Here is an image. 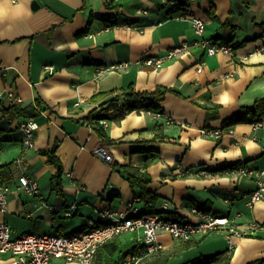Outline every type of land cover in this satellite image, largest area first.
Returning a JSON list of instances; mask_svg holds the SVG:
<instances>
[{
	"label": "crops",
	"instance_id": "obj_1",
	"mask_svg": "<svg viewBox=\"0 0 264 264\" xmlns=\"http://www.w3.org/2000/svg\"><path fill=\"white\" fill-rule=\"evenodd\" d=\"M35 1L37 9L32 7ZM115 6L107 10L105 0H0V67L7 69L5 78L0 75V92L13 91L21 108L34 107L37 98L47 108L34 118L39 128L28 151L19 128L26 118L0 125V173L11 188L0 223L17 234L81 232L89 221L101 222L103 203L122 212L132 204L135 194L115 164L137 168L149 160V189L160 196L159 204L169 203L161 211L164 219L196 222L194 210L239 213L235 225L253 235L219 230L187 246L163 234V249L142 264H187L213 256L211 264L264 262V200L249 208L244 198L255 183L227 173L179 175L189 167L216 171L235 163L264 169V126L254 130L248 122L223 128L242 108L264 100V0H116ZM194 17L206 23L205 38L232 46L234 54L209 56L194 46L199 39ZM186 42L192 44L190 54L159 67L144 63ZM114 65L126 67L96 76L97 68ZM129 85L138 92L174 87L181 95L167 94L161 113L140 110L113 120L114 113L106 111L111 139L106 143L84 124L105 100L92 98ZM2 105L10 106L0 102V121ZM207 109L212 114L208 122ZM204 129L222 130L223 136L216 140L203 135ZM54 147L63 167L59 187L53 178L57 168L41 155ZM103 147L111 163L95 154ZM143 149L152 152L141 153ZM22 154L24 171L15 166ZM22 172L38 180L43 199L17 189ZM73 203L79 209L66 217L64 210ZM253 221L258 228H251ZM135 246L133 235H122L99 251L95 264H115L120 253Z\"/></svg>",
	"mask_w": 264,
	"mask_h": 264
},
{
	"label": "built area",
	"instance_id": "obj_2",
	"mask_svg": "<svg viewBox=\"0 0 264 264\" xmlns=\"http://www.w3.org/2000/svg\"><path fill=\"white\" fill-rule=\"evenodd\" d=\"M195 33L199 36L193 44L201 47L209 56L224 54L232 56L234 49L232 46L218 43V41L205 38L206 23L199 18L191 19ZM142 30V28L140 29ZM192 44L182 43L170 49L165 55L160 57L149 58L144 61L146 65L159 67L167 61L180 59L190 54ZM126 65H114L97 68L96 76H102L111 70L125 68ZM46 71L52 73L53 67H45ZM202 71V67L198 68ZM0 75L5 78L7 69L0 67ZM0 102L9 105H17L21 102L19 96L13 91L6 90L0 92ZM42 110H40L41 112ZM114 112V109L111 110ZM100 125L107 130L109 127L108 120H101ZM88 126L87 124H85ZM254 130L263 128L262 120L252 123ZM19 128L23 134L22 145L24 151L32 149L35 145L36 132L39 128L34 119H27L20 123ZM203 135H209L219 140L223 136L222 130L201 131ZM229 133H234L233 129ZM95 154L102 160L111 163L112 159L106 154V149L99 148ZM25 157L24 154L15 160L17 168H23L24 171ZM207 175L206 172H201ZM232 176L243 177L255 183V189L244 195L246 205L253 208L256 203L264 200V169H253L246 165L239 166L227 172ZM19 185L17 189L22 193L39 197L43 199L40 185L37 179L22 172L18 178ZM11 188L0 173V211L5 212L9 204V194ZM229 203V200H225ZM168 202H164L161 209H167ZM52 213L59 212L54 206H48ZM79 204L73 203L64 210L66 217H72L78 211ZM199 220L180 221L168 220L158 214H141L139 209L131 204L125 212L113 209L109 204L103 205L99 211L100 223L94 220L88 222L87 227L78 233L60 235L56 233H23L17 234L16 231L7 223H0V261L9 264H53L55 260L65 262H77L80 264H94L99 250L107 243L114 239L130 234L135 237L136 248L129 252L124 264H142L147 258L158 254L163 249L160 242V236L169 235L173 240L187 242L201 239L213 232L225 230L231 236L251 237L253 232L241 231L235 225L240 214L220 216L214 213L194 210ZM258 223L253 221L251 228H258ZM264 264V262L260 263Z\"/></svg>",
	"mask_w": 264,
	"mask_h": 264
},
{
	"label": "trees",
	"instance_id": "obj_3",
	"mask_svg": "<svg viewBox=\"0 0 264 264\" xmlns=\"http://www.w3.org/2000/svg\"><path fill=\"white\" fill-rule=\"evenodd\" d=\"M115 1L116 0H105V8L107 10H114L116 8ZM174 9H172L171 11H173ZM169 93L175 94L176 96L181 95V93L174 87L167 88L164 86H158L156 90L153 92H138L134 89L132 85H129L126 89H122V90L113 89L108 92L98 93L92 98V101H98L103 98L105 100L100 105V110L99 109L93 110L85 118L84 124H87L89 127L93 128L97 132L101 140L105 141L106 143H110L111 139L108 137L106 133V129H104L99 123L101 120H106L107 118V115H105L106 111H111L112 109H114V112H112L114 113V116L112 117L113 120H121L125 117L127 113L140 111V110H147L156 113H161L163 112V110L162 107L160 106V103L166 99V96ZM2 107L4 111V117L3 120L0 121V125L3 124L5 121L7 120L10 121V119L15 117L34 119L38 117L43 110L44 111L47 110V108L44 106L43 101L40 98L36 99V105L34 107L28 106L25 108H21L19 105H10L9 107H5L2 105ZM40 110L42 111L40 112ZM100 111H103L104 113ZM210 111L211 110L207 109V122L212 118V114ZM249 115L252 116L253 118L252 120L249 119ZM262 117H264V100L257 101L255 105L251 108H242L240 113L233 116L231 119L226 120L223 123V128L238 123H248V122L254 123L256 121L261 120ZM22 141H23V134H22ZM139 151L141 153L152 152L151 149H143ZM55 152H56V147H54L52 150L42 151L41 155L47 157L49 165H54L57 168V173L54 175L53 178L56 181V186L59 187L60 179L63 173V167L60 160L56 157ZM149 165L150 162L149 160H147L142 167L135 168L131 166L116 165V164L115 167L119 169L122 176L130 183L131 188L135 194V198L132 204L139 209L140 213L143 215L158 214L159 216L162 217L161 211L163 209H161V206L163 203L159 204L161 198L157 193L149 189V184L151 183V177L147 172V168L149 167ZM239 166L242 165L240 163L227 164L222 166L216 171H210L209 169H206L204 166L189 167L183 169L179 175L183 177H186L191 174H198L203 176L201 172H206L207 175L223 174ZM163 176L170 177L171 175L163 173ZM193 242L194 241H187L185 243L187 246H190L195 244ZM109 243H107L106 245H108ZM106 245H104L103 247H105ZM136 246L133 249H135ZM115 250H118V248H115ZM132 250H130L129 252H131ZM129 252L125 254L120 253V258L115 264H124V259ZM215 257L216 256L200 257L187 264H211L213 258Z\"/></svg>",
	"mask_w": 264,
	"mask_h": 264
},
{
	"label": "water",
	"instance_id": "obj_4",
	"mask_svg": "<svg viewBox=\"0 0 264 264\" xmlns=\"http://www.w3.org/2000/svg\"><path fill=\"white\" fill-rule=\"evenodd\" d=\"M37 6H39L38 4H37V2L35 1L34 3H33V9H37Z\"/></svg>",
	"mask_w": 264,
	"mask_h": 264
},
{
	"label": "rangeland",
	"instance_id": "obj_5",
	"mask_svg": "<svg viewBox=\"0 0 264 264\" xmlns=\"http://www.w3.org/2000/svg\"><path fill=\"white\" fill-rule=\"evenodd\" d=\"M211 39V38H210ZM107 204H109L108 202H105V203H103V205H107ZM64 235H66V234H64Z\"/></svg>",
	"mask_w": 264,
	"mask_h": 264
}]
</instances>
